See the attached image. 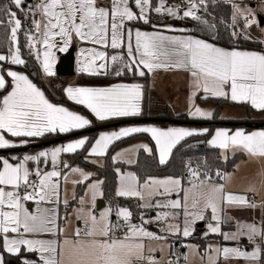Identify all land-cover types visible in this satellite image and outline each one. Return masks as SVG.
<instances>
[{
    "label": "snow or ice",
    "instance_id": "1",
    "mask_svg": "<svg viewBox=\"0 0 264 264\" xmlns=\"http://www.w3.org/2000/svg\"><path fill=\"white\" fill-rule=\"evenodd\" d=\"M180 4H169L168 0H37L31 6L25 0H8L0 6V27L10 34L15 48L8 47L0 52V62L10 65H25L20 35L25 37L28 55L33 56L48 76H54L56 52H65L74 38L92 44L83 49L89 53L83 59L80 71L92 76L128 73L144 77L146 73L158 70L182 69L190 74L191 92L188 115L194 119L212 118L211 110L195 104L199 93L204 99L225 98L232 102L248 103L253 109L264 111V50H244L239 47L225 48L209 40L187 34L183 28L152 25L153 31L141 30L131 22L151 24V13L175 19H192L206 29L215 32L216 25L201 13L208 12V4L217 0H182ZM231 7L230 22L233 38L251 40L249 30L260 27L256 14L248 7H241L235 0H223ZM13 8L15 10H13ZM25 9H27L25 11ZM23 13V16L18 15ZM30 18L28 25L24 18ZM242 21L243 27H239ZM173 32L179 34H166ZM264 34V29H261ZM264 44V41H259ZM109 49L115 54H110ZM11 78V82L6 79ZM0 98V149L29 144L32 139L49 134H67L91 126L92 121L80 112L70 110L51 102L45 92L23 72L5 69L0 63V90H6ZM67 99L89 110L100 121L137 117L143 114L144 86L138 82H118L109 86H67ZM208 129L186 127L161 128L156 126H126L118 130L100 133L94 142L84 136L54 146L36 154L22 157H0V248L12 255L22 250L38 254V260L24 258L22 264H64V250L67 246L77 257L75 264H187V254H176L175 261L157 259L153 249L145 241H166L167 237L148 229L152 223L163 224L161 233L180 234L190 237L198 221H207L209 234L221 235L225 241H239L246 237L253 245L252 250L237 246L208 245L202 259L206 264H220L221 260L237 258L247 264L264 262V221L236 222V231L223 232L222 225L233 221L225 213L229 207L255 208L246 194H235L226 190L229 175L216 171L213 174L201 171L202 164L193 166L188 162L187 184L185 177H147L142 182L132 172L119 174L118 197L138 198L139 207L159 208L155 220L144 219L132 222L133 212L124 206L106 207L95 213L97 196H103L102 180L87 185L85 195L78 200L76 211L83 221V229L74 232L75 240L44 239V235L57 237L63 231L67 215H61V205L67 210L70 201L65 186L70 175L79 174L72 183L82 184L92 174L64 162L62 154H75L78 150L90 155L104 156L115 142L135 134H148L158 151L159 162L165 164L173 150L186 138L208 133ZM18 138V143L8 138ZM207 143L225 152L242 151L252 156L264 157V130L235 131L216 129ZM149 153L152 148L147 145ZM123 152H117L116 158ZM227 158V157H225ZM35 162V167H28ZM51 163V170L41 164ZM131 163V160H129ZM65 169H70V173ZM147 191V195H145ZM62 192L64 195L62 196ZM183 193V196H181ZM173 194L176 199H170ZM155 199L154 203L150 201ZM26 202H35V211L26 207ZM115 215L116 220L112 217ZM121 233L117 236V233ZM259 241V242H258ZM194 249L195 246H188ZM59 248V251H58ZM147 248L148 255H145ZM0 252V264H5Z\"/></svg>",
    "mask_w": 264,
    "mask_h": 264
},
{
    "label": "trees",
    "instance_id": "2",
    "mask_svg": "<svg viewBox=\"0 0 264 264\" xmlns=\"http://www.w3.org/2000/svg\"><path fill=\"white\" fill-rule=\"evenodd\" d=\"M155 3L156 0H153ZM8 3V0H0V6H3ZM25 4L28 6L30 2L25 0ZM13 10H15L13 8ZM27 9H25L26 11ZM205 16V18L209 19L212 23H215L216 30L215 32L206 29L204 25L200 22L189 19L188 22L190 24L189 32L204 38L206 40L212 41L219 45L231 48V47H240L254 50H263L264 46L259 41L255 40H245L243 38H233L230 34L231 29L227 27V24L230 22V14L231 7L229 4L223 2V0H217L215 4L209 2L208 4V12L201 13ZM18 15L23 16V13H18ZM164 20L162 15L156 14L154 12L151 13V24H144L143 22H131L132 25H139L143 27H152L153 23H160ZM30 21V18H24V24L27 26ZM11 44L12 48H15V43L10 40V34H6L5 30L0 27V52L6 53L9 45ZM20 44L23 45V57L26 59L25 65H10L7 62H3V67L5 69L10 67H15L23 70L35 83L40 85L46 93L56 102L64 103L75 107L76 109L81 110L84 114L88 115L92 119V125L103 124L107 122H112L115 119H110L106 121L97 120L94 115L87 110L83 106L76 105L74 102L67 99L66 93L64 92V88L66 85V79L68 77L57 76L53 79H47L43 69L40 65V62L37 61L33 56L28 55L27 44L25 43V37L20 35ZM74 49L75 47L72 46ZM111 53L112 50L110 51ZM80 81L82 83L88 84H108L117 80L122 81H135L142 80L144 83L145 89V98H147V94L149 91V77L148 73L144 77H139L128 73L121 77H116L115 75H106V76H92V75H81L79 74ZM6 79L11 82V78L6 76ZM51 84V85H50ZM52 86V87H51ZM10 88V87H9ZM0 90V97L9 90ZM199 99L203 102H213L216 105L215 113L213 118L205 119V120H221L219 118V109L225 103L231 102L229 99L225 98H208L204 99L199 97ZM234 103V102H231ZM144 107L146 108V99L144 103ZM248 113L250 115L249 119H245L244 121H252V122H260L264 121V111L255 110L251 106L245 104ZM145 116V114L143 115ZM138 116V117H143ZM167 118H179V119H192L187 117L185 114H176L172 110L168 109L166 113L160 115ZM200 120V119H196ZM168 124V123H164ZM215 126H209L208 133L203 135H194L192 137L186 138L182 141L172 152L171 156L167 160L165 164H161L159 162V157L156 149L153 148L152 152L149 153L145 151V149H139L136 161L132 164H126L124 162H114L111 157L112 149L115 146H118L132 138L139 136V134H135L128 138H123L119 142H115L113 146L110 147L109 152L105 155V163L103 165H98L94 162L89 161L87 157V151L78 150L75 154H68L69 165H80L84 167L91 168L95 171L94 177H97L103 181L102 191H103V200L109 202L113 205L128 207L133 212V218H138L139 215L144 211L143 208L139 207L141 204L139 200L135 198H125L118 197L115 194V188L117 184V167L121 168H132L137 176L140 178L141 182L151 176L157 175H173V176H182L185 177L184 182L187 181V173L188 168L187 164L189 161L193 163V166L196 164H202L201 171H208L211 174H215L216 171H222L224 173H228L235 169V166L239 160V155L230 156L226 159H223L220 153V149L214 148L210 146L207 141L213 131ZM250 128V127H247ZM97 135V131L88 133V137L90 141L95 139ZM61 136L60 134H49L42 138H37V142H42L45 140H49L55 137ZM3 154H0V156ZM9 155V154H7ZM214 178L217 182H223L219 179V177ZM84 185H80L78 188V194L82 193ZM215 236H210L208 238L199 237L193 235L189 238V240L194 241L199 244L201 250H204L208 241L212 240ZM0 251L3 252V249L0 248ZM26 252H23L19 255H12L6 252L4 254L5 264H22V255ZM264 264V262H262Z\"/></svg>",
    "mask_w": 264,
    "mask_h": 264
},
{
    "label": "rangeland",
    "instance_id": "3",
    "mask_svg": "<svg viewBox=\"0 0 264 264\" xmlns=\"http://www.w3.org/2000/svg\"><path fill=\"white\" fill-rule=\"evenodd\" d=\"M178 1H180V0H168V3L169 4H177ZM235 2L238 3L241 7L250 8L256 14V18L260 21V27L253 26L249 30L250 36L252 37L251 40L264 41V34H262V32H261V29H264V23H262V21L264 20V0H235ZM189 19H175L174 18V21L180 22L179 24H181V25H186L187 20H189ZM130 26L135 27V25H132V24ZM239 27H243L242 21L240 22ZM75 43H77V44H75ZM72 46L75 47L76 70L79 72L80 61L82 60L84 55L85 56L89 55V53H87V52L82 53V50L83 49H90L94 46L90 43L82 42L76 38L73 39ZM110 51H111V49H109V52ZM110 54H115V53L110 52ZM0 63H3V62H0ZM7 69H9V68H7ZM56 76L57 75L55 72L54 76H51L47 79L51 80ZM46 77H48V76H46ZM78 83L79 82L77 81L76 75L69 76L67 78L65 88L67 86H70V85L71 86L80 85ZM204 106H205V108H210L212 105H204ZM227 108L228 107H223L221 109V116H223L224 114H227L230 116H238V115H241L240 113H244V114L247 113V111L244 107H240V108H236V109L235 108L227 109ZM225 111H228V112H225ZM123 119H129V118H120L119 120H123ZM91 121H92V119H91ZM158 124H159V122L125 123V124H122V125H119L116 127L106 128V129H102V130L97 131V136L95 137V139L98 138V136L102 132L118 130L120 127L149 126V125H158ZM175 125H178V124H175ZM184 126H189L192 128H195V127L196 128H209V126H198V125H184ZM219 128H226V129H229L232 131H235V130L240 129V128H245L247 130L264 129V128H254V127L247 128V127H243V126H215L213 128V131L215 129H219ZM94 140L92 142H94ZM65 143H67V140L61 141V142L50 143L47 145H43L41 147L33 148V149H31L32 150L31 152H35V154H36L39 151L46 150L48 148H51L54 146H59L61 144H65ZM141 145H147L148 147L152 148V150L154 148L157 151L155 143L152 139H150L148 136L140 135V136L132 138V139H130V140L118 145V146H115L112 149V153H111L112 160L114 162H124L126 164L134 163L136 161L139 149H145V151H147L146 148L139 147ZM117 152H123L124 155L122 157L116 158ZM87 153L90 154V148L87 151ZM157 154H158V151H157ZM221 155L223 158L229 157V156H236V155H239V157H240L238 162H237L235 169L228 173L230 178L228 181L225 182L226 183V190L229 192L235 193V194H246L248 196V199L250 196H252V198H250L249 200L254 201L257 205V207L249 208V209L248 208H236V207L226 208L225 213L227 215L233 217L232 224H233L234 228H233V230H231V228L228 227L227 224H225V225H222V231L223 232H231V231L234 232V231H236V222H241V223L249 222L250 223L253 221H256V222L264 221V157L252 156V155H249V154L244 153L242 151H235V150H230L228 152L221 150ZM62 158H63L65 163L69 164L68 157H66V156H64V154H62ZM89 159L98 165H103L105 163V155L104 156L90 155ZM129 160H131V163H129ZM72 167H74V166H72ZM75 167H78V166H75ZM43 168H46L47 170H51V163H49L48 165H43ZM78 168L82 169L86 173H90V174L93 173V170L91 168H88V167H78ZM117 168L121 169V173H128V172L135 173L134 171L129 170V169H124V171H123L121 167H117ZM65 171L70 173V169H65ZM73 179H79V174L78 173L71 174L68 183L65 186H62V187H66L67 198H71V199H72L73 193H75L76 197L81 196L77 193L79 184L74 185L72 183ZM93 182H95V181H92L90 183H93ZM90 183L88 181H85L84 183H82V184H85L84 192L87 191V185ZM118 187H119V185H118ZM185 187H188V186H185ZM63 195H64V193L62 192V196ZM145 195H147V191H145ZM135 199H138V198H135ZM75 201L77 202L78 200H75ZM101 202H102L101 198L99 200L98 199L96 200L95 207L98 209L97 213L104 210L106 207L111 206L108 203L106 206L99 208V206L101 205ZM150 202L154 203L155 200L152 199ZM142 203H143V201H142ZM160 211H161V209H158L156 211V215ZM74 212L75 213H74L73 217L77 218L76 211H74ZM156 215L153 217L147 216L146 219L155 220ZM132 221H133V219H132ZM201 223L204 224V226L203 225L200 226L199 224H201ZM69 226L71 228L73 226V223L71 222ZM161 228H163V225L158 227V229H161ZM206 231H207V221L206 220L205 221H198L195 224L194 232L196 233V236L205 237V238H208L210 236H215L214 238H212V240L207 242L206 248L208 245H221V246H229V247L237 246L235 241L222 240L221 239L222 236L218 235V234H209L208 236H205L204 233ZM168 237L169 238L174 237L176 239H179V237L184 238V239H181V243L185 244L184 252L180 251L177 253L188 255L187 264H206V262L202 259V255L205 253L206 249L201 250L198 243L189 240V238L191 236L190 237H183L180 234L168 233ZM244 238H246V237H244ZM246 239H243V240H246ZM171 244H170L169 240L166 239V241H160L159 243H156V245H154V249H158L161 247L163 248L162 252L159 251V255L161 256V259H163L164 261L173 259L172 255H171V251H170ZM188 246H195V248L192 249V248H189ZM252 247H253V245L250 244L249 249H247L245 245L242 248H245V249L251 251ZM177 253L175 252L174 255H176ZM183 264H185V261L183 262ZM220 264H247V262L243 259L233 258V259L227 260L226 262L221 260Z\"/></svg>",
    "mask_w": 264,
    "mask_h": 264
},
{
    "label": "crops",
    "instance_id": "4",
    "mask_svg": "<svg viewBox=\"0 0 264 264\" xmlns=\"http://www.w3.org/2000/svg\"><path fill=\"white\" fill-rule=\"evenodd\" d=\"M28 1L30 2V5H33V4H35L37 2V0H28ZM180 1H182V0H180ZM180 1H178V3ZM105 2H106V0H105ZM163 18H164V20L162 22H160V23L154 22L153 25L161 26V30H164L162 28L163 25L174 26L175 28H183V29H186L187 30V34H192V33L189 32V30H190V24H189L188 20H187V24L186 25H181V24H179L180 22L174 21V18L167 17V16H163ZM135 27L136 28H140L142 30H147V31H153V30H155L153 27H143V26H139V25H136ZM166 34H179V33L166 32ZM192 35H194V34H192ZM197 37H199V36H197ZM199 38H201V37H199ZM209 42H212V41H209ZM72 43H73V41H72ZM72 43L68 47L67 51H65V52H58L57 51L56 52V61H55V64H54V72H56V74H57L58 65H59V63L61 61V57L63 55H65V54H67V52L72 47ZM212 43H214V42H212ZM75 44H77V43H75ZM215 44H217V43H215ZM217 45L218 46H221V47H225V46H222V45H219V44H217ZM263 46H264V44H263ZM15 47H16V44H15ZM225 48H228V47H225ZM240 49H244V50H254V49H247V48H240ZM84 57H85V55L83 56L82 60L79 63L80 69L82 67V63H83ZM11 69L12 70H16V71H20V72H23L24 74H26L21 69H18V68H15V67H11ZM75 70H76V61H75ZM79 74H81V75H89L87 73H82L80 70H79V72L76 70L75 75L77 77V81L79 82L78 84H80L78 86H97V87H104V86H109L111 84L118 83V82H129V83H131V82H138V83H141L144 86V83L142 82V80H135V81H122V80H117V81H114V82L108 83V84H88V83H82L80 81ZM45 75L48 76L47 74H45ZM49 77L50 76H48V78ZM148 77H149V91H148V94H147V98H145V95L146 94H145V89H144V98H143V101H142L143 114L140 115V116H143L144 114H145V116H143V117L160 116V115L166 113L168 109H170V110H172L176 114H185V115H187V117L192 118V117H190L188 115V109H189V105H190L191 78H190V74L187 71L182 70V69L158 70V71H156L154 73H148ZM66 81H67V79H66ZM37 86L40 87L45 92L46 97L51 102L56 103V104L63 105L65 107H68L70 110H74V111L80 112L81 114L85 115L88 119L91 120V118L88 115L84 114L81 110L76 109L75 107H72L70 105H67V104H64V103H59V102L54 101L46 93V91L40 85L37 84ZM8 91H10V88H9ZM6 94H7V91L3 95H6ZM204 95L205 94L202 93V92L199 93L197 95V97L195 98V104L197 106L203 108V109L211 110L213 112V116H214L215 109H216V105L213 102H203V101H201L199 99V97L203 98ZM2 96L0 98H2ZM145 99H146V108L144 107V105H145L144 104L145 103ZM231 102L225 103L219 109V118H221V120L244 121L245 119H249L250 118V115L248 113V109H247V107L245 105V104L249 105L248 103H245V102H241V103L234 102V103H231ZM204 105H212V106L210 108H205ZM223 107H228L227 109H232V108H235L236 109V108L244 107L246 109L247 113L246 114L240 113L241 115H238V116H230V115H227V114H224L223 116H221V109ZM225 112H228V111H225ZM213 116H212V118H213ZM263 116H264V114H263ZM128 118H133V117H128ZM134 118H141V117H138L137 116V117H134ZM192 119H194V118H192ZM208 119H210V118H208ZM116 120H119V119H115L114 121H116ZM200 120H205V119H200ZM247 121H249V120H247ZM249 122H251V121H249ZM91 126H93V125L91 124ZM91 126H89V127H91ZM149 126H156V127H161V128H168V127H186V128H189V129H197V130L204 129V128H196V127L195 128H192V127L184 126V125L164 124V123H159L158 125H149ZM89 127H86L85 129H87ZM243 129H245V128H243ZM82 130H84V129H82ZM215 130L212 132V134H214ZM257 130H260V129H254V130H247V129H245V131H248V132H250V131H257ZM261 130H264V129H261ZM78 131H80V130H78ZM74 132H76V131H74ZM67 134H70V133H67ZM212 134H211V136H212ZM60 135L63 136V135H66V134H60ZM140 135L148 136L150 138V135H148V134H139V136ZM84 136H87L88 137V133L81 134V135H78V136H75V137H70V138L64 139L62 141L67 140V142H70V141L75 140V139H78V138H83ZM211 136H210L209 140L211 139ZM58 137H60V136H58ZM8 138L13 139L14 141H16L18 143V138H13V137H11L10 134H8ZM36 139L37 138L32 139V141L29 144H27V145H30L32 143H37ZM59 142H61V141H59ZM27 145H23V146H27ZM17 147H21V146H17ZM12 148H14V147H12ZM31 151L32 150L30 149V150H27V151H21V152H17V153L16 152L9 153V155L3 154L0 157L8 158L10 160V162H12L13 158H15V157H22L23 155H26V154H35V152H31ZM220 153H221V150H220ZM67 155L68 154H64V156H66V157H67ZM89 156H90V154L87 153V157L86 158L89 161H91L89 159ZM223 159H226V158H223ZM68 162H69V160H68ZM72 166H74V167L75 166L84 167V166H80V165H72ZM28 167L30 169L34 168L35 167V162H30L29 165H28ZM41 167H43V164H41ZM124 169H129V170L134 171L130 167L122 168L123 171H124ZM135 174H136V172H135ZM94 175H95V171L93 170V173H92L90 179L88 180L89 183L92 182V181L101 180V179H99L97 177H94ZM169 176L177 177V176H173V175H157V176H151V177H154V178H165V177H169ZM223 182H225V181H223ZM80 185H82V184H79V186ZM83 185H84V188H85V184H83ZM118 185H119V175L117 173V184H116V188H115V194H116V192L118 190ZM79 186H78V188H79ZM184 186H188L187 181L184 182ZM84 188L82 190V193L80 194L81 196L85 195V193H86V191L84 192ZM101 189H102V186H101ZM181 196H183V193H181ZM250 197H249V199H250ZM100 198L103 200V196H99L98 195L97 196V199L99 200ZM169 198L170 199H176L177 196L175 194H173ZM153 199L155 200L156 198H153ZM68 200L70 201V203L68 205L67 210H65L62 205H61V208H60L61 215L63 216V215H65V213L67 215L66 224H62L63 231L60 232L57 237H53L51 235H44L41 238H44V239H57L60 243H62V241L64 239L75 240V236H74L75 230L77 228L83 229V227H84L83 221L80 220V219H78V217L77 218H74L73 217V215L75 213L74 212L75 209H77L78 207H80L78 201L76 202L75 200H73L71 198H68ZM137 200H139V199H137ZM103 201L105 203L101 207H99V208H102V207L106 206L109 203V202H106L105 200H103ZM139 201H140V203H142L141 200H139ZM109 204L114 209L117 207V205H113L111 203H109ZM26 207H28L30 211H35L36 204H35V202H26ZM158 209L159 208H148V209H144V211L141 214H143L144 219H146L147 216L153 217V216L156 215V211ZM97 211H98V209L95 207L94 212L97 213ZM140 216L141 215H139L138 218H133L132 217V219H133L132 222L139 223ZM112 219H113V221L116 220L115 215H113ZM71 222L73 223V226L70 228L69 225H70ZM161 225H163V224L152 223V224H149L147 227H148L149 230H151L153 232H157L158 234L165 235L167 237V239L169 240L170 244L172 243L171 244V247H170V251H171L172 258L175 259L176 258V255H174L175 252L176 253L177 252H180V251L184 252L185 244L181 243V239H184V238H181V237H179V239H176L174 237L173 238H169L168 237V233H161L160 232V229H158V227L161 226ZM199 225L200 226H202V225L204 226V224H202V223L199 224ZM227 226L230 227L231 230H233V228H234L232 222L228 223ZM120 235L117 234V236H120ZM193 235H196V233L194 232ZM221 239L223 240V238H221ZM243 239H246V238L241 237L240 240H243ZM159 242L160 241H147L146 240L145 241V244H146V246H150L151 248L154 249V245H156V243H159ZM236 242H238V241H235V243ZM246 248L249 249V246H246ZM205 249H206V247H205ZM58 251H59V248H58ZM23 252H26V251H23L22 250L21 253H23ZM148 254L149 253L147 252V248H146L145 255H148ZM151 254H155L157 259H161V256L159 255V251H154ZM24 258H27V259H30V260H38L39 259L38 254H36V253H28V252H26L24 255H22V259L23 260H24ZM76 260H77V257H75L74 255H72L70 249L67 246H65V250H64V264H75V261ZM165 261H167V260H165ZM183 262H184V260L181 259V263L180 264H183Z\"/></svg>",
    "mask_w": 264,
    "mask_h": 264
},
{
    "label": "water",
    "instance_id": "5",
    "mask_svg": "<svg viewBox=\"0 0 264 264\" xmlns=\"http://www.w3.org/2000/svg\"><path fill=\"white\" fill-rule=\"evenodd\" d=\"M264 23V20L262 21ZM75 49L73 47L67 52V54L61 57V61L57 68V74L60 76H73L75 75ZM134 122H159V123H168V124H178V125H198V126H243V127H254V128H264V121L258 122H249V121H230V120H195V119H179V118H167L163 116H150V117H141V118H129L123 120H116L112 122H107L103 124H98L91 126L88 129L72 132L60 137L46 140L44 142L32 143L27 146L0 149V154H9L14 152L27 151L36 147H41L50 143H55L62 141L64 139L75 137L81 134H86L94 131H99L106 128L116 127L125 123H134ZM105 202L102 200L101 207Z\"/></svg>",
    "mask_w": 264,
    "mask_h": 264
},
{
    "label": "built area",
    "instance_id": "6",
    "mask_svg": "<svg viewBox=\"0 0 264 264\" xmlns=\"http://www.w3.org/2000/svg\"><path fill=\"white\" fill-rule=\"evenodd\" d=\"M178 4H180L181 7H183V2L182 1H180ZM250 198H252V196ZM158 224H160V223H158ZM117 234L120 235L121 233L118 232ZM250 244L251 243L247 239L246 240H240V241L236 242V245H239L240 247H243L244 245L245 246H249ZM151 255L156 257L155 254H151ZM173 261H175V259H173ZM180 263H181V260L179 261V264ZM139 264H145V262L144 261H140Z\"/></svg>",
    "mask_w": 264,
    "mask_h": 264
}]
</instances>
